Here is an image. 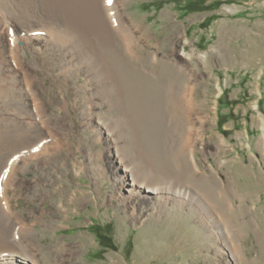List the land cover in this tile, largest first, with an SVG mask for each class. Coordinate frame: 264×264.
<instances>
[{"label":"rangeland","instance_id":"374dc122","mask_svg":"<svg viewBox=\"0 0 264 264\" xmlns=\"http://www.w3.org/2000/svg\"><path fill=\"white\" fill-rule=\"evenodd\" d=\"M116 1L122 24L135 36L140 65L155 74L142 72L144 91L120 108L118 143L132 144L123 154L132 155L130 163L142 165L144 175L177 179L214 208L226 207L230 239L243 249L244 264H264V0ZM2 2L14 12L11 29L22 35L37 28L36 19L22 18L11 0H0V17L6 14ZM26 43L23 49L18 42L23 65L34 73L61 146L49 157L16 162L15 183L3 190L11 222H0L7 230L0 249L21 257L19 237L37 264H231L221 229L190 202L131 212L114 180L122 167L92 113L110 115L103 105L88 109L92 86L85 73L76 67L58 74L42 43ZM2 101L0 130L20 132L13 124L23 117ZM24 134L13 145L0 144L1 172L14 166L9 155L26 142Z\"/></svg>","mask_w":264,"mask_h":264},{"label":"bare ground","instance_id":"6f19581e","mask_svg":"<svg viewBox=\"0 0 264 264\" xmlns=\"http://www.w3.org/2000/svg\"><path fill=\"white\" fill-rule=\"evenodd\" d=\"M11 1L12 3L15 2L16 6L19 5L20 16L22 18L32 17L36 19L37 28L30 29V32H32L30 34L23 32L22 35H20V32L18 33L14 29H11L9 15L14 16V12L7 2H2L5 6L7 5L5 7V15L9 16L6 18H9L10 21L4 18L5 15L4 17H0V25H6V28L0 27V39H3V34H6L8 43L6 50H2L3 47H0V100L4 101L3 106L6 108L13 106L18 117L19 115L21 118L23 117L22 120L25 122L23 123L21 120V124L20 122L19 124H13V127H16L15 129H18L22 134L28 132V135L24 134L26 142L25 140L20 141L22 146L15 148L9 155L11 157L8 163L10 162L14 166H8L9 169L5 172H1L2 169H0V202H5L2 205L0 203V222L4 223V225H6V222H11V218L9 221L4 210L5 206L10 211V204L6 198L7 196L3 195L5 194L3 190L11 188L15 183L18 171L15 166L16 162L23 159L24 163H28V161L49 157L58 151L61 146L59 134L54 129L56 124L52 125L54 123L49 122L47 108L37 92L34 73L25 68L22 62L21 45L18 42L21 41L23 49H25L26 42L31 41L43 44L44 49L42 48L41 52L47 58L53 59L52 63L56 67L58 74H62L63 72L71 73L76 67L79 68L77 69L79 73L82 70L85 73L86 82L92 86L91 89L86 91V96H88L89 100L88 109L99 108V106L103 105L106 113L110 115V117H106L98 111L92 113L96 119L95 122H97L95 123L96 130L99 131L101 136H104L107 143H110L109 149L111 150L109 152L113 154V157L117 159V162L122 167V170H118L117 177H114V180L118 183L119 189L123 191L122 201L128 205L131 212L134 214L145 205L160 207L163 202H169L172 205L183 204L186 201L190 202L196 206L198 214L203 217L202 219H208L214 227L218 228V230L221 229L223 233L222 239L225 245H227L228 258L231 264H244L247 257H245L243 249L238 248L230 239L229 221L226 216L228 209L226 207L222 211L214 208L205 198H202L194 191L193 187L190 188L177 179L159 181L154 174L147 175L148 173L146 172V175H144L143 173L145 172L141 170L142 165H133L130 163L133 160L132 155L123 154L127 150L128 153H131L129 151L132 144H130L128 139L121 145L118 143L119 133L121 132H117L118 117L121 116L122 118L123 116L121 114L123 110H120V108L124 109L127 101L130 102V106L131 104L133 105L136 101L133 97L137 93L141 95V92L144 91H142L143 88H141L140 83L144 79L142 72L146 75L149 74L151 77H155V74L149 71L150 66L147 68L143 64L140 65V59L134 47L135 36L130 31V28L126 27L124 23L122 24L117 1ZM103 2L108 3L106 4V8L103 7ZM17 17H19V14H17ZM24 29L26 30V28ZM38 48L40 50L41 47ZM4 52L6 56L3 55ZM117 53L118 58H115ZM152 59L154 62H158V65L160 64V60H157L156 56H153ZM154 69L155 65L152 64L151 70ZM20 77L21 81H19ZM18 99L20 103L17 104ZM123 105L125 106L123 107ZM7 120L8 122L11 121ZM14 120H12L13 123L15 122ZM120 126L122 125L120 124ZM126 126L124 124L122 127V132L124 133L129 130ZM41 129H45V132ZM9 130L7 128L6 131L4 129L0 130L2 133L0 134V144L7 143L6 147L9 144L13 145L16 141L15 138L20 135V132L15 131L12 134ZM129 134L128 132V136ZM21 151L24 154L16 158V155ZM190 152L194 167L198 169L193 151ZM6 154L8 153L6 152ZM9 156L4 160L7 161ZM128 180L130 183H128ZM137 218L135 216L133 220H137ZM6 232L5 228L0 230V238L2 240L6 239ZM18 238L16 237L15 244L18 248L17 250L21 252V257H24V259L22 260L21 257L15 258L13 252L6 254L4 252L6 250L0 249V264H22V261L37 264L31 250L27 246H24Z\"/></svg>","mask_w":264,"mask_h":264}]
</instances>
